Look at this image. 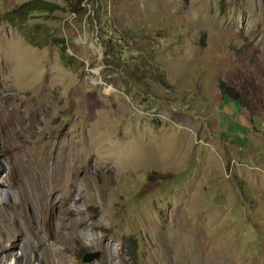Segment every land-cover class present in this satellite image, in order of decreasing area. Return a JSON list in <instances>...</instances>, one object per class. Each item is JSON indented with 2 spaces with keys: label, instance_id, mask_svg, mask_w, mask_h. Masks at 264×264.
<instances>
[{
  "label": "rangeland",
  "instance_id": "obj_1",
  "mask_svg": "<svg viewBox=\"0 0 264 264\" xmlns=\"http://www.w3.org/2000/svg\"><path fill=\"white\" fill-rule=\"evenodd\" d=\"M30 1L0 0V264H264V0L10 24Z\"/></svg>",
  "mask_w": 264,
  "mask_h": 264
},
{
  "label": "trees",
  "instance_id": "obj_2",
  "mask_svg": "<svg viewBox=\"0 0 264 264\" xmlns=\"http://www.w3.org/2000/svg\"><path fill=\"white\" fill-rule=\"evenodd\" d=\"M63 1L69 6L70 11L72 13H77L80 10L84 0H63ZM58 10H60V7L55 3H51L43 0L30 1L23 4L18 9L8 13L9 23L14 25L23 24L24 22L27 21L29 14L35 11L39 13H47L48 15H53ZM30 42L32 45L41 46L40 45L41 41L39 43L34 41H30ZM56 42L62 48V58H63L62 60L65 61L66 65H68L67 63L68 60H66L63 57L64 56L63 54L65 53L66 50V40L64 38H61V39H57ZM106 56H108L109 58V54H107ZM106 61H108L109 63L108 59ZM162 84H165V81ZM221 89L224 95H227L229 97H235L236 95L235 91L227 87L226 85H222Z\"/></svg>",
  "mask_w": 264,
  "mask_h": 264
},
{
  "label": "water",
  "instance_id": "obj_3",
  "mask_svg": "<svg viewBox=\"0 0 264 264\" xmlns=\"http://www.w3.org/2000/svg\"><path fill=\"white\" fill-rule=\"evenodd\" d=\"M92 48H94L96 51L98 50V52H100V50L99 49H96L93 45H92ZM99 256H100L99 253H96V254L89 253V254L85 255L84 261L86 263L87 262H92L94 259L98 258Z\"/></svg>",
  "mask_w": 264,
  "mask_h": 264
},
{
  "label": "bare ground",
  "instance_id": "obj_4",
  "mask_svg": "<svg viewBox=\"0 0 264 264\" xmlns=\"http://www.w3.org/2000/svg\"><path fill=\"white\" fill-rule=\"evenodd\" d=\"M11 251H12V250H9L8 253L11 252ZM4 262H5V261H4ZM48 262H50V264H54V262L52 261V259H49ZM16 264H17V263H16Z\"/></svg>",
  "mask_w": 264,
  "mask_h": 264
}]
</instances>
